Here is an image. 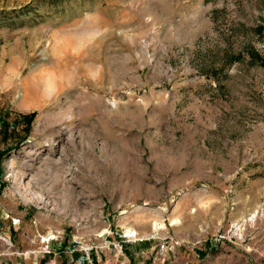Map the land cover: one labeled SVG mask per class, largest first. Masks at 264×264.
<instances>
[{"label": "rangeland", "instance_id": "obj_1", "mask_svg": "<svg viewBox=\"0 0 264 264\" xmlns=\"http://www.w3.org/2000/svg\"><path fill=\"white\" fill-rule=\"evenodd\" d=\"M250 50L264 0H0V264H264Z\"/></svg>", "mask_w": 264, "mask_h": 264}, {"label": "built area", "instance_id": "obj_2", "mask_svg": "<svg viewBox=\"0 0 264 264\" xmlns=\"http://www.w3.org/2000/svg\"><path fill=\"white\" fill-rule=\"evenodd\" d=\"M122 237L124 239H127V240L125 242L123 241V242L119 243L120 253L117 256V259H118L117 264H126L125 260L119 261L120 256L123 255L122 254L123 253V250H122L123 249V243L129 244V243H132V242H135L136 241V239L134 240V238L131 239L132 236L131 237L130 236L128 237L127 235L124 234V236H122ZM87 259H88L87 261H89L90 264H93V259L90 258V255L89 254L87 256ZM50 264H57V262L55 260H53V261L50 262ZM69 264H82V263L80 261H78V260H75L74 258H70Z\"/></svg>", "mask_w": 264, "mask_h": 264}, {"label": "trees", "instance_id": "obj_3", "mask_svg": "<svg viewBox=\"0 0 264 264\" xmlns=\"http://www.w3.org/2000/svg\"><path fill=\"white\" fill-rule=\"evenodd\" d=\"M248 53H249V56H250L252 61H254V62L258 61L260 63V65L264 66V59L261 57V55L258 52L250 50ZM35 117H36V113L34 112L30 115H26L24 117V120L26 121L27 125H31V123L33 122ZM1 174H2V170L0 168V179H1Z\"/></svg>", "mask_w": 264, "mask_h": 264}, {"label": "bare ground", "instance_id": "obj_4", "mask_svg": "<svg viewBox=\"0 0 264 264\" xmlns=\"http://www.w3.org/2000/svg\"><path fill=\"white\" fill-rule=\"evenodd\" d=\"M26 92H27V94H29V95H33L34 97L35 96H38V93H36L34 90H32L31 88H26ZM115 104V103H114Z\"/></svg>", "mask_w": 264, "mask_h": 264}]
</instances>
